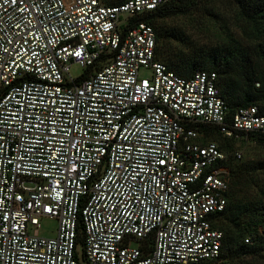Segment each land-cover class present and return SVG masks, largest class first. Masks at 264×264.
I'll use <instances>...</instances> for the list:
<instances>
[{"label": "built area", "instance_id": "obj_1", "mask_svg": "<svg viewBox=\"0 0 264 264\" xmlns=\"http://www.w3.org/2000/svg\"><path fill=\"white\" fill-rule=\"evenodd\" d=\"M172 1L0 0V264H221L227 156L208 134L240 161L264 113L155 60L144 18ZM42 218L55 237L30 233Z\"/></svg>", "mask_w": 264, "mask_h": 264}, {"label": "trees", "instance_id": "obj_2", "mask_svg": "<svg viewBox=\"0 0 264 264\" xmlns=\"http://www.w3.org/2000/svg\"><path fill=\"white\" fill-rule=\"evenodd\" d=\"M105 1L109 6L123 2ZM201 1L175 0L144 18L155 30V60L183 78L198 70L215 72L220 96L231 109L256 105L264 113V0H234L249 29L247 37L254 41L256 63L248 49L225 32L222 43L204 49L188 44L181 32L157 25L158 20L192 15ZM172 42L178 46L175 51ZM208 136L227 156V205L212 217L213 226L223 233L221 264H245L247 259L264 257V161L235 160L233 141L214 132ZM245 143L264 148V138L259 135L250 134ZM247 238L250 244L244 243Z\"/></svg>", "mask_w": 264, "mask_h": 264}, {"label": "rangeland", "instance_id": "obj_3", "mask_svg": "<svg viewBox=\"0 0 264 264\" xmlns=\"http://www.w3.org/2000/svg\"><path fill=\"white\" fill-rule=\"evenodd\" d=\"M125 1V0H114ZM105 5H111L108 1L102 0ZM239 10L234 0H202L190 16L165 18L157 21V25L162 29L176 30L183 34L184 39L188 44L196 48H208L222 43L226 34L232 41L240 43L244 48L248 49L249 55L254 63L257 62L254 53V41L247 37L249 29L245 21L238 15ZM124 16L122 20H125ZM223 32H225L223 34ZM172 51L178 47L175 43H171ZM183 52H187L186 49ZM71 78H77L84 74V70L77 65L69 67ZM150 72L145 69H140L139 78L149 77ZM211 140H213L211 138ZM216 142V140H213ZM238 146H233V151L237 150ZM240 151L243 155L242 160L264 161V148L251 143H244L240 146ZM58 223L56 220L42 218L39 221V228L30 231L31 234H36L42 238H53L56 236ZM139 242L132 241L130 247H138ZM75 251L77 257L83 260V247L79 243ZM245 264H264V257L257 259H247Z\"/></svg>", "mask_w": 264, "mask_h": 264}, {"label": "snow or ice", "instance_id": "obj_4", "mask_svg": "<svg viewBox=\"0 0 264 264\" xmlns=\"http://www.w3.org/2000/svg\"><path fill=\"white\" fill-rule=\"evenodd\" d=\"M161 163H163V161H161Z\"/></svg>", "mask_w": 264, "mask_h": 264}]
</instances>
